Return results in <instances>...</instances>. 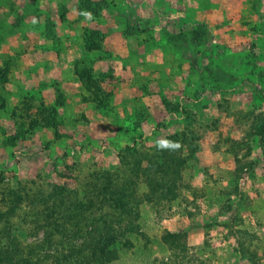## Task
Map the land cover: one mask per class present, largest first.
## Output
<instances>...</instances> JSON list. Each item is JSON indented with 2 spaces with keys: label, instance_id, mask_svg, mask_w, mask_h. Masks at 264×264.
I'll list each match as a JSON object with an SVG mask.
<instances>
[{
  "label": "rangeland",
  "instance_id": "rangeland-1",
  "mask_svg": "<svg viewBox=\"0 0 264 264\" xmlns=\"http://www.w3.org/2000/svg\"><path fill=\"white\" fill-rule=\"evenodd\" d=\"M263 117L264 0H0V264H264Z\"/></svg>",
  "mask_w": 264,
  "mask_h": 264
},
{
  "label": "trees",
  "instance_id": "trees-1",
  "mask_svg": "<svg viewBox=\"0 0 264 264\" xmlns=\"http://www.w3.org/2000/svg\"><path fill=\"white\" fill-rule=\"evenodd\" d=\"M87 2V1H86ZM85 2V3H86ZM90 4L86 3V8L87 10H89L90 12H96L97 10L92 9L90 6H88ZM89 39L91 40V43L93 45H91V47H87V50H94V51H99L101 49V45L97 42H101L102 41V35L101 33H99L98 31H90V33L88 34ZM79 75V74H78ZM81 78H84L85 75H81ZM88 77V76H86ZM89 78V77H88ZM87 78V79H88ZM90 80V78L88 79ZM258 135L260 136V140H261V149L264 150V117L261 118V125L258 127V131H257ZM157 186V182L155 183V187ZM111 192V194L107 197H104L101 201V204H104L105 202H107L114 211L119 210V213H126L127 211H130L128 209V203H130V199L133 198V194H131V198L130 197H126L122 192H120V190H114ZM148 198V196L146 197ZM54 214V213H53ZM67 219V217H66ZM63 221L66 222V220L64 219ZM63 222H59L57 225H54V230L56 231H61V229L64 230V226H63ZM93 227V231L97 233V239L92 240L91 243H89V248L90 250H92V252H94L93 257L96 258L98 261L101 262L102 258H106L110 260V255L112 253V249L111 246L114 245V243L116 242L115 240V234H114V229L112 227H108L104 225V221L101 222V224L99 223V225L94 226V225H90V229H92ZM173 236H178L176 234H173ZM48 238V235H47ZM175 239L173 240H169L168 244L169 245H173L174 248H176L175 246H177V248L181 247V243H180V239L178 237H174ZM94 239V238H92Z\"/></svg>",
  "mask_w": 264,
  "mask_h": 264
}]
</instances>
